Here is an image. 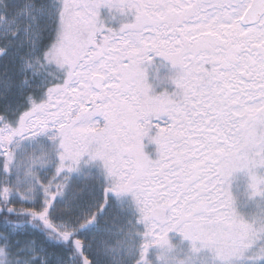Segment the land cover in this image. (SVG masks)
<instances>
[{"label": "snow or ice", "instance_id": "1", "mask_svg": "<svg viewBox=\"0 0 264 264\" xmlns=\"http://www.w3.org/2000/svg\"><path fill=\"white\" fill-rule=\"evenodd\" d=\"M0 264H264V0H0Z\"/></svg>", "mask_w": 264, "mask_h": 264}, {"label": "rangeland", "instance_id": "2", "mask_svg": "<svg viewBox=\"0 0 264 264\" xmlns=\"http://www.w3.org/2000/svg\"><path fill=\"white\" fill-rule=\"evenodd\" d=\"M112 15L106 9L101 10V19L104 20L107 27H110L114 30H118L122 23H127L132 21V16L128 15L127 17L116 15V19H112ZM175 75V70L172 66L165 60L160 57H155L151 65L148 66V83L152 86L153 94H160L167 91L171 93L175 91L174 85L170 82V79ZM95 121L99 122L101 126L103 125L102 117H95ZM166 122V118H163L161 126ZM146 147L145 152L150 156V158L155 159L156 157V146L149 143L147 140L144 141ZM102 169V164L97 161L94 171L99 174ZM245 186H246V177L243 173H238L232 180V192L234 196L237 197L238 202L243 205L245 202ZM129 199L130 197H126ZM244 212H251L254 210V205L249 204L248 207L241 209Z\"/></svg>", "mask_w": 264, "mask_h": 264}]
</instances>
